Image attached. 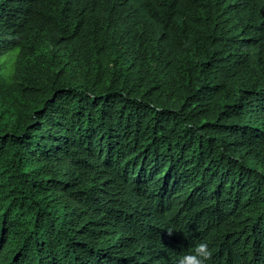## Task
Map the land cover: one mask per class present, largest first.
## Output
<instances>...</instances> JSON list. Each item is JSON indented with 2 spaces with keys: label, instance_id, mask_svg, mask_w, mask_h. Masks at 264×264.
Here are the masks:
<instances>
[{
  "label": "trees",
  "instance_id": "16d2710c",
  "mask_svg": "<svg viewBox=\"0 0 264 264\" xmlns=\"http://www.w3.org/2000/svg\"><path fill=\"white\" fill-rule=\"evenodd\" d=\"M201 241L264 264V0H0V264Z\"/></svg>",
  "mask_w": 264,
  "mask_h": 264
},
{
  "label": "clouds",
  "instance_id": "9594fccd",
  "mask_svg": "<svg viewBox=\"0 0 264 264\" xmlns=\"http://www.w3.org/2000/svg\"><path fill=\"white\" fill-rule=\"evenodd\" d=\"M174 230H168L169 235H172ZM213 257V251L209 247V244L205 241H201L196 244L194 249L186 254H183L178 264H207Z\"/></svg>",
  "mask_w": 264,
  "mask_h": 264
}]
</instances>
